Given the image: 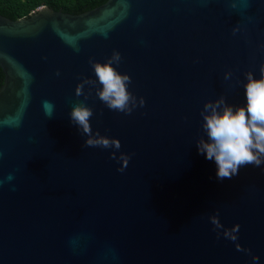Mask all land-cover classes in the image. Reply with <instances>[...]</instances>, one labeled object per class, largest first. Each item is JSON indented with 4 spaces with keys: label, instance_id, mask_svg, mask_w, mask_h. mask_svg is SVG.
Masks as SVG:
<instances>
[{
    "label": "water",
    "instance_id": "water-1",
    "mask_svg": "<svg viewBox=\"0 0 264 264\" xmlns=\"http://www.w3.org/2000/svg\"><path fill=\"white\" fill-rule=\"evenodd\" d=\"M113 50L145 100L131 115L109 110L98 82L75 94L96 79L89 59ZM261 65L264 0H88L0 16V264H253L237 246L264 264V165L220 180L196 144L204 103L244 106L245 73L259 79ZM81 102L119 151L84 146L70 119ZM112 151L131 155L125 171Z\"/></svg>",
    "mask_w": 264,
    "mask_h": 264
},
{
    "label": "clouds",
    "instance_id": "clouds-1",
    "mask_svg": "<svg viewBox=\"0 0 264 264\" xmlns=\"http://www.w3.org/2000/svg\"><path fill=\"white\" fill-rule=\"evenodd\" d=\"M238 28L233 29V33ZM78 51V49H77ZM122 56L119 51L113 50L110 57L104 63L89 59L96 79L83 78L75 89L76 96L85 95L86 85L94 87L97 82L102 87L96 88V95L105 106L112 111L131 115L137 107H144L143 97H137L129 91L131 77L121 74L113 65H119ZM261 76L254 78L251 71L245 73L247 83L244 85L246 104L244 106H233L226 102L224 96L216 100H209L204 103L201 111L203 118L202 128L207 135V140L201 137L196 141L200 154H204L206 159L214 160L217 165V178L223 180L230 179L238 174L242 166L253 165L260 167L264 165V65L260 67ZM60 75L59 71L56 73ZM232 72L224 74V79L230 80ZM91 87L89 88V94ZM87 99V95H85ZM47 105V102H45ZM93 116V109L83 102L77 103L71 110L70 119L80 131L81 135H86L84 146L101 147L105 149H115L119 151L121 143L119 139L102 136L93 132L90 118ZM116 151L110 153V158L121 163L117 170L125 171L131 159V155ZM214 230L221 227L219 220V210L209 217ZM239 225L230 231L224 232V237L233 241L238 239L237 233ZM220 233L217 232L219 238ZM237 251L251 255L253 264H259V257L251 254L250 249L237 246Z\"/></svg>",
    "mask_w": 264,
    "mask_h": 264
},
{
    "label": "trees",
    "instance_id": "trees-1",
    "mask_svg": "<svg viewBox=\"0 0 264 264\" xmlns=\"http://www.w3.org/2000/svg\"><path fill=\"white\" fill-rule=\"evenodd\" d=\"M88 0H0V16L10 20H16L28 16L36 8L45 6L48 8H72L77 7Z\"/></svg>",
    "mask_w": 264,
    "mask_h": 264
},
{
    "label": "rangeland",
    "instance_id": "rangeland-1",
    "mask_svg": "<svg viewBox=\"0 0 264 264\" xmlns=\"http://www.w3.org/2000/svg\"><path fill=\"white\" fill-rule=\"evenodd\" d=\"M42 7V6H41ZM39 8V7H38ZM30 13H32V11L31 12H29L28 14H30ZM23 17H25V16H23ZM22 18V17H21Z\"/></svg>",
    "mask_w": 264,
    "mask_h": 264
}]
</instances>
